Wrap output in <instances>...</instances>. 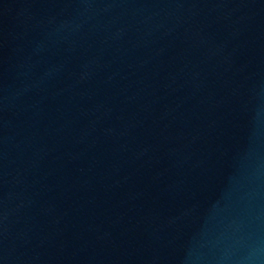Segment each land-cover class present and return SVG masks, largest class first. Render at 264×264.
<instances>
[{
    "label": "water",
    "instance_id": "1",
    "mask_svg": "<svg viewBox=\"0 0 264 264\" xmlns=\"http://www.w3.org/2000/svg\"><path fill=\"white\" fill-rule=\"evenodd\" d=\"M0 264H264V0H0Z\"/></svg>",
    "mask_w": 264,
    "mask_h": 264
}]
</instances>
